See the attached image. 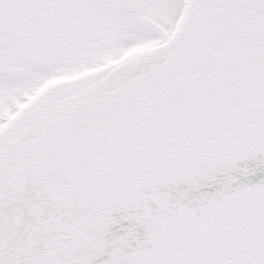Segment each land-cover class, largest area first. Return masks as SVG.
<instances>
[{"label":"snow or ice","instance_id":"obj_1","mask_svg":"<svg viewBox=\"0 0 264 264\" xmlns=\"http://www.w3.org/2000/svg\"><path fill=\"white\" fill-rule=\"evenodd\" d=\"M0 264H264V0H0Z\"/></svg>","mask_w":264,"mask_h":264}]
</instances>
